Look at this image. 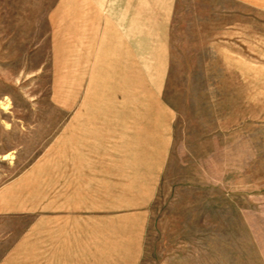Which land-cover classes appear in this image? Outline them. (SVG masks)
I'll return each mask as SVG.
<instances>
[{"label": "rangeland", "instance_id": "rangeland-1", "mask_svg": "<svg viewBox=\"0 0 264 264\" xmlns=\"http://www.w3.org/2000/svg\"><path fill=\"white\" fill-rule=\"evenodd\" d=\"M74 1L0 0V264H18L17 239L33 222L43 239L42 216L65 208L93 213V264H264V11L234 0H172L169 18L148 8L147 46L162 48L166 69L147 73L146 111L170 148L81 168L74 125L60 119L78 105L59 65ZM27 172L35 212L18 214L25 192L9 187Z\"/></svg>", "mask_w": 264, "mask_h": 264}, {"label": "crops", "instance_id": "crops-1", "mask_svg": "<svg viewBox=\"0 0 264 264\" xmlns=\"http://www.w3.org/2000/svg\"><path fill=\"white\" fill-rule=\"evenodd\" d=\"M234 1L264 11V0ZM74 2L73 36L70 38L74 43L72 45L69 40L67 47L66 36H62L65 46L59 60L64 87H67L69 73V87L74 89L72 99H75V106L78 104L75 111L61 113L60 118L65 120V130L68 125H74L76 151L80 153V159L76 160L74 166L124 168L131 166L130 161L143 159V152L148 146L154 147L155 151H168L170 139L163 140L159 134L162 124L157 120L161 118H154L155 122L152 123L146 111L147 73L166 69L162 48L147 46V18L148 8H165L167 10L163 14L168 17L172 0ZM159 34V38L163 37V32ZM60 99H67V96ZM94 99H99L98 111H83V104L89 105ZM80 104L81 111L78 110ZM148 128L152 129L155 139L149 137ZM89 152L97 153L98 158L106 163H82L83 158L89 157L86 155ZM90 157L94 159L93 154ZM29 174L19 176L9 187L25 192L19 204L20 210L13 209L18 214L35 212V209L28 207V198L33 189ZM2 211L9 213L12 210ZM87 218H93V213L71 208L45 214L41 221L49 222L43 225L49 234L43 239H35L32 231L39 224L33 222L26 234L12 246L11 256L16 258L13 262L93 264V256L83 253V249L93 247L92 226L83 224ZM51 221L58 223L52 224ZM52 232H57L53 238ZM137 261L138 257L129 262L135 264Z\"/></svg>", "mask_w": 264, "mask_h": 264}, {"label": "bare ground", "instance_id": "bare-ground-1", "mask_svg": "<svg viewBox=\"0 0 264 264\" xmlns=\"http://www.w3.org/2000/svg\"><path fill=\"white\" fill-rule=\"evenodd\" d=\"M9 100V98L8 97H5V99H3V100H1L0 101V106H1V108L2 109H8L9 108V103L7 102ZM5 158L6 157H13V154H6L5 156H4Z\"/></svg>", "mask_w": 264, "mask_h": 264}]
</instances>
